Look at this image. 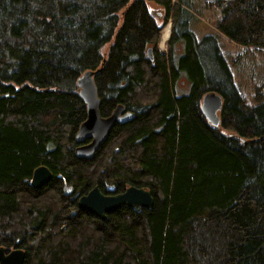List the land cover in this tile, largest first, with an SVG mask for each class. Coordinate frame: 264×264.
I'll list each match as a JSON object with an SVG mask.
<instances>
[{
	"label": "trees",
	"instance_id": "1",
	"mask_svg": "<svg viewBox=\"0 0 264 264\" xmlns=\"http://www.w3.org/2000/svg\"><path fill=\"white\" fill-rule=\"evenodd\" d=\"M153 1L162 22L145 0H0V243L25 249L23 264H264V86L247 101L216 36L191 29V0ZM210 4L217 31L264 50V0ZM87 70L102 116L118 103L135 114L90 159L73 140ZM208 92L222 98L216 126L201 113ZM39 165L54 175L33 189ZM127 185L149 188L153 206L105 219L77 206L93 186Z\"/></svg>",
	"mask_w": 264,
	"mask_h": 264
},
{
	"label": "water",
	"instance_id": "2",
	"mask_svg": "<svg viewBox=\"0 0 264 264\" xmlns=\"http://www.w3.org/2000/svg\"><path fill=\"white\" fill-rule=\"evenodd\" d=\"M150 59L151 47L147 48ZM76 85L79 87L78 96L86 105V117L79 124L74 134V140L79 146L74 153L76 157L90 159L98 151L100 146L106 141L111 129L116 123L122 124L132 120L135 114L126 110L122 103H118L107 116L100 114V98L94 80L93 71L87 70L77 77ZM222 107V98L216 92H208L202 98L201 113L203 117L212 125L219 123L218 111ZM88 142L84 143L85 141ZM51 170L40 165L34 169L30 185L41 188L52 178ZM154 198L150 189L130 185L124 191L117 194H104L97 186H94L86 194L80 196L77 205L95 217L105 219L106 214L113 212L122 206L151 208ZM26 256L25 249L13 247L7 249L0 246V264H23Z\"/></svg>",
	"mask_w": 264,
	"mask_h": 264
},
{
	"label": "rangeland",
	"instance_id": "3",
	"mask_svg": "<svg viewBox=\"0 0 264 264\" xmlns=\"http://www.w3.org/2000/svg\"><path fill=\"white\" fill-rule=\"evenodd\" d=\"M145 1L151 10L150 12L158 19V22H162V16L165 13L164 8L153 0ZM211 1L212 0H191L190 10L193 17V20L191 17V29L195 32L197 39L202 38L206 34H214L216 36L220 51L227 61L238 90L247 98V101L250 102L255 87L258 85L264 86V50L247 48L243 45L236 44L234 41L217 31L215 26L219 18V9L212 7L210 4ZM159 12H161V14H159ZM160 37L161 36L159 35V38ZM167 45L164 48H160L159 43L157 42V45L154 46L155 51L160 54H166L168 51ZM72 86L74 87V85ZM190 86V80L185 78L184 75H181L179 82H177L176 89L180 94L183 92L188 93ZM77 146H79V144H75L74 150ZM58 178L61 183L63 177L59 175ZM30 187L33 188L31 185ZM92 188L93 187L89 190ZM0 246L5 247L2 243H0Z\"/></svg>",
	"mask_w": 264,
	"mask_h": 264
},
{
	"label": "bare ground",
	"instance_id": "4",
	"mask_svg": "<svg viewBox=\"0 0 264 264\" xmlns=\"http://www.w3.org/2000/svg\"><path fill=\"white\" fill-rule=\"evenodd\" d=\"M169 33H170V25H169V23H167L161 32V41H160L161 45L165 44L166 40H168ZM247 48H250V47L247 46ZM251 48L253 49V47H251ZM258 94H259V96L264 97V91L263 90L260 89Z\"/></svg>",
	"mask_w": 264,
	"mask_h": 264
},
{
	"label": "flooded vegetation",
	"instance_id": "5",
	"mask_svg": "<svg viewBox=\"0 0 264 264\" xmlns=\"http://www.w3.org/2000/svg\"><path fill=\"white\" fill-rule=\"evenodd\" d=\"M154 54H155V51L152 50V57H154ZM86 142H88V141H85L84 143H86ZM77 144H78V143H77ZM53 175H54V174H53ZM53 175H52V177H53ZM99 190H100V189H99ZM100 191H101V190H100ZM118 193H119V192H118ZM77 202H78V199H77ZM77 202H76V203H77ZM77 206H78V205H77Z\"/></svg>",
	"mask_w": 264,
	"mask_h": 264
}]
</instances>
